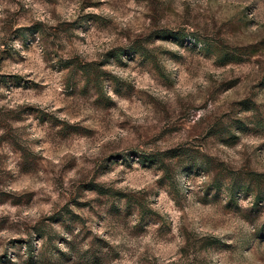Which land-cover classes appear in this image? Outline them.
Returning a JSON list of instances; mask_svg holds the SVG:
<instances>
[{
	"label": "rangeland",
	"instance_id": "obj_1",
	"mask_svg": "<svg viewBox=\"0 0 264 264\" xmlns=\"http://www.w3.org/2000/svg\"><path fill=\"white\" fill-rule=\"evenodd\" d=\"M0 264H264V0H0Z\"/></svg>",
	"mask_w": 264,
	"mask_h": 264
}]
</instances>
